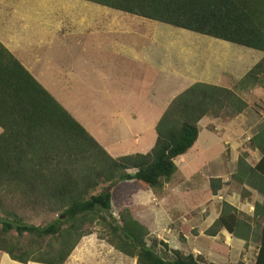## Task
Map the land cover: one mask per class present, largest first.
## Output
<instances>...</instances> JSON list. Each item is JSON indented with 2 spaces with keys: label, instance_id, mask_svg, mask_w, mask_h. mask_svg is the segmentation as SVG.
Returning a JSON list of instances; mask_svg holds the SVG:
<instances>
[{
  "label": "trees",
  "instance_id": "1",
  "mask_svg": "<svg viewBox=\"0 0 264 264\" xmlns=\"http://www.w3.org/2000/svg\"><path fill=\"white\" fill-rule=\"evenodd\" d=\"M87 1L264 53V0ZM256 87L264 88V57L233 88L192 84L164 111L149 152L114 157L0 41V251L24 264H66L81 239L100 225L99 237L136 264H218L171 249L118 193L124 187H163L178 171L175 160L197 143L200 121L240 116L249 104L238 92ZM260 129L250 145L262 152L261 160L251 166L241 155L231 178L264 194ZM222 186L221 178L211 180L213 194ZM40 217L49 221L34 223ZM221 230L244 240L246 249L257 244L254 264H264V202H255L254 215L247 217L223 201L206 234ZM234 264H246L244 256Z\"/></svg>",
  "mask_w": 264,
  "mask_h": 264
},
{
  "label": "crops",
  "instance_id": "2",
  "mask_svg": "<svg viewBox=\"0 0 264 264\" xmlns=\"http://www.w3.org/2000/svg\"><path fill=\"white\" fill-rule=\"evenodd\" d=\"M12 1L14 0H0V41L20 59L32 75L92 135H94V127L98 124L101 125L102 129L103 126L111 124L108 131L114 127L109 133L107 131L102 139L94 135L114 157L127 154L117 153L116 144L123 136L134 134L152 136L150 144L146 143L139 146L146 148L152 143L154 144L157 138L155 127L159 119L171 101L188 88H185L184 85L189 84V82L181 80L176 76L174 70L166 67V64L161 61L162 58L168 61L170 52L172 58H176V60L179 57L188 56L190 62L187 61L189 63L182 64V66L190 73V77H193V84L202 81L233 88L235 81L240 80L249 71V69H246L247 71L241 73V75L231 74L230 82L222 83L220 77H217V74L221 72V69L217 71V60H211L208 57L209 53L207 54L205 51L208 50L206 46L202 48L205 52L202 55L199 53L198 58H196L195 54L200 48H190L188 34L197 35L203 39L205 44L226 43L235 45L228 41L157 21L155 22L158 24L148 21L149 23L146 24L147 30L138 31L139 28H144L143 25H140L144 20L136 18L138 16L126 14L120 10L87 0H31L21 9V13L14 11L9 16L10 9L9 6L6 7V4L11 7ZM36 2L40 6L38 9L35 8L37 6ZM29 6L34 9H30L28 12L27 7ZM52 7L57 9L70 7L71 10H75L77 13L72 15L69 23L66 24L55 15H48L49 11L47 9ZM41 20L43 21L42 30H40ZM152 23L154 24L152 25ZM70 25L71 31L60 32V36L49 34L52 27L68 30ZM37 34L38 36L33 38ZM165 35L166 38L164 39ZM159 41H162L161 43L166 41L165 45L163 47L158 46ZM196 44L193 46L195 47ZM19 45L22 47H18ZM31 45H34L37 49L33 48L32 52H29ZM182 49L185 52H179ZM247 51H255L261 57L264 56V53L259 50L248 48ZM25 52H29L28 56ZM211 52L215 54V51ZM210 55L213 56L212 53ZM212 59H216V57H212ZM153 74L156 79L150 82ZM160 74L163 76L160 77ZM252 89L238 92V94L243 95V93L252 91ZM262 93H264V90ZM262 100L264 101V98ZM73 101L84 102L86 104V114L77 109L75 104L72 106ZM244 113L241 115L243 116ZM203 119H206V116ZM213 119L222 120L220 118ZM149 120L151 121L149 122ZM260 130L262 129L252 135L254 136ZM2 132L3 128L0 127V134ZM132 148L131 152H138V148H140L138 147V140ZM244 154H246V162L251 166L258 164L263 156L257 148H250ZM235 172L236 169L231 175ZM238 185L245 187L247 191L245 200L250 208L244 203L242 206L245 209L242 210L233 202L226 201L238 210L245 211L249 216H253L254 203L262 204L264 194L247 184L241 185L238 183ZM220 190L221 188L217 194L213 195L217 196ZM246 209H248V212H246ZM249 209H252L251 214ZM218 217L219 213L216 218ZM211 237L214 241H217L219 237H223L226 246H221L223 254H220L216 242L213 244L211 242L210 246L207 245L208 247L204 245L203 257L208 261L218 264H234L243 255L246 264H248L247 249H244L246 242L244 240L234 237L226 230H221L218 235ZM229 241H233L234 244H230ZM225 251L230 254L224 255ZM258 251L257 248L252 264L256 261ZM8 256L7 253L0 252V259L3 260L2 264H24L11 259L10 256L8 259ZM71 260H73V255L66 264H75V262L71 263ZM93 260L97 264H102L105 261L99 260V257Z\"/></svg>",
  "mask_w": 264,
  "mask_h": 264
},
{
  "label": "rangeland",
  "instance_id": "3",
  "mask_svg": "<svg viewBox=\"0 0 264 264\" xmlns=\"http://www.w3.org/2000/svg\"><path fill=\"white\" fill-rule=\"evenodd\" d=\"M30 1L31 0H14L12 1L11 7L6 4V7L9 6L10 9L8 15L11 16L14 11L21 13V9H23ZM36 4L37 6H35V8L38 9L40 6L38 5V2H36ZM27 8L28 12L30 9H34L32 6ZM47 10L49 11V16L55 15L66 24L69 23L71 16L77 13L75 10H71L70 7H63L62 9L52 7ZM136 18L144 20L140 25H143L144 28H146H139L138 31H146V24L149 22H155L146 18ZM155 23L158 24L157 22ZM153 24L154 23H152V25ZM42 29L43 21L41 20L40 30ZM66 31H71V25L68 30L52 27L49 34L51 36H60V32L66 33ZM36 36H38V34L34 35L33 38ZM165 38L166 35L164 39ZM161 42L162 41H159L158 46L163 47L165 42ZM188 44L191 45V49L200 48L195 54L196 58H198L197 56L199 53L202 55L206 51L207 54L209 53L208 57L211 60H217L218 64L221 63L216 66L218 67L217 71L221 69V72L217 74V77H220L222 83L230 82V78H232L231 74L241 75V73L247 71L246 69L250 70L251 66H254L264 57L263 55L261 57L258 52L247 51L248 47L245 49L244 46L235 43L234 46L226 43L205 44L203 43V39L197 35L188 34ZM194 44H196L195 47L193 46ZM205 46L208 50L204 51L202 48ZM18 47L22 46L19 45ZM33 48L37 49L34 45H31L29 52H32ZM169 49L171 50V48ZM184 49L179 52H185ZM211 51H215V54ZM29 52H25L27 56ZM210 53H212L213 56H211ZM212 57H216V59H212ZM171 58L172 53L170 52L168 61L163 58L160 59L166 64V67L174 70L177 74L176 76L181 80L189 82L190 85L187 83V85H184L185 88L191 86L194 81L193 77H190V73H188L187 69L182 66V64L190 62L188 56L179 57L177 59L178 61L176 58ZM162 76L163 75L160 74V77ZM155 79V75L153 74L150 82ZM263 90L264 88L257 87L252 89V91L241 95L249 104V107L245 110L243 116L241 115L231 120H216L209 115L206 116V119H203L199 124L200 135L198 142L186 154L175 160L178 166V171L169 182L164 184L163 187L154 190L140 188L136 192H133L131 187H124L119 191L118 198L122 204L131 209L134 217L147 226L153 236L166 242L171 249H178L185 254L204 256L203 246H210L211 242L212 244L216 242L219 248V253L223 254L221 246H226L224 242L225 239L219 237L217 241H214V239L212 240L213 237L206 234V231L216 221V217L218 213H220V204L223 201H231L242 210L245 209L242 204L246 203V206L248 205V202H246V198L243 195L246 191L245 187L235 183L231 178V174L236 169L238 157L252 148L250 145V139L253 137L252 134L257 132L260 127H264ZM74 104L77 109L86 114V104L84 102L80 103L73 101L71 105L73 106ZM150 121L151 120H149V122ZM110 126L111 124H107L103 126L102 129L101 125H96L94 127V135L99 139H102L104 134L110 129ZM112 129H114V127ZM110 131H108V133ZM136 140H138V147L140 148H138V152H131ZM151 142L152 136H138L137 134L123 136V138L116 144V147L118 148L117 153H147L152 149L155 143H152L146 148L139 145L146 143L150 144ZM218 177L222 179L223 186L218 193L219 196H214L211 190V180ZM247 207L250 208L249 205ZM246 210V212H248V209ZM251 210L252 209H249V213L252 212ZM112 211L114 215L118 214L119 208L115 203L113 204ZM240 212L242 215L249 217L248 213L246 214L245 211ZM47 221L49 220L45 217L34 219V223L36 224L46 223ZM93 231V234L81 239L70 256L72 257L73 255L71 263L97 264L93 259L99 257V260L106 261L102 264H136L135 259L125 256L121 252L115 250L106 240L99 237V234L103 232V227L96 225L93 228ZM28 241V237L24 238V243H27ZM230 242L231 241H229V243ZM230 244H234V242L232 241ZM245 248L246 247L244 246V249ZM257 248L258 245L255 243H252L251 247L247 248L246 255L248 264H252V261H254ZM0 252L5 253L3 251ZM227 254L230 253L225 251L224 255ZM7 258L9 259L10 257L8 256ZM68 260H70V258ZM205 260L207 259L205 258ZM2 262L3 260L1 261L0 259V264H2ZM29 264L40 263L29 262Z\"/></svg>",
  "mask_w": 264,
  "mask_h": 264
}]
</instances>
